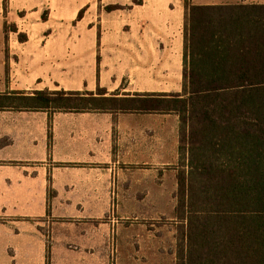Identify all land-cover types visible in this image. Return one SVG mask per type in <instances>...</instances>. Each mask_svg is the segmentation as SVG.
<instances>
[{
	"label": "trees",
	"instance_id": "1",
	"mask_svg": "<svg viewBox=\"0 0 264 264\" xmlns=\"http://www.w3.org/2000/svg\"><path fill=\"white\" fill-rule=\"evenodd\" d=\"M184 6L180 92L11 90L0 110L46 112L48 152L55 113H174L183 264H264V3Z\"/></svg>",
	"mask_w": 264,
	"mask_h": 264
},
{
	"label": "rangeland",
	"instance_id": "2",
	"mask_svg": "<svg viewBox=\"0 0 264 264\" xmlns=\"http://www.w3.org/2000/svg\"><path fill=\"white\" fill-rule=\"evenodd\" d=\"M82 1L53 0L52 16L48 21L42 19L43 15L47 19L48 12V9L43 7L40 18L17 17L19 27L16 32L12 30L14 21L7 24L6 19L0 18V26L7 29L8 33L6 37L5 34H0V60H5L7 64L9 59H21L24 64V60L31 54L26 46L41 49L43 44L48 43L53 48L51 51H44L49 58L43 65L49 64V61L53 64L55 59L61 66L72 65L74 79L72 83L50 81L45 87L40 85L43 89L75 90L76 86L84 82L87 88L84 90L95 91L99 85L107 89V95L119 86L126 87L131 93L138 90L153 93L181 91V75L175 71L171 73L168 81L160 80L159 75H152L159 73H153L151 68L162 57L159 52L150 48L156 42L167 41L171 44L168 49L171 57L164 58L165 63L179 65L183 48V22L175 26L174 33L170 35H136L125 11L128 10V5H123L130 0H98L96 7L95 3H92V9L88 10V13L83 12L82 17L77 19V12H73L75 6L80 5ZM117 1L122 4L118 6ZM191 2L263 3L264 0ZM112 6L115 8L111 9ZM170 6L176 7L177 1L171 0ZM136 42L144 45L140 46L144 51L133 57L131 53L133 55L134 52L130 50ZM67 59L69 60L66 61ZM130 61L138 66L131 86ZM28 62L29 60L25 64ZM62 68L65 70V67ZM7 74L4 69V75L0 79L1 93L11 91L9 87L15 91L39 90L23 89L22 83L18 81L11 84ZM42 81L43 78H39L37 82ZM107 118V122L113 124L112 139L104 146L101 162L89 166L84 163H65L63 166L68 168L55 170L58 176L74 169L94 168L110 172L111 178L107 183L106 193L71 195L69 197L73 199H68L67 204L68 207L73 205V211L66 213L74 217L99 218L105 221L107 230H111L110 234L107 233L109 236L117 235L119 250L107 258L106 264H183L186 251V221L181 218V210L177 211V174L185 168L181 165L178 151L177 115L129 112ZM58 182L57 180L59 187ZM75 200L77 201L74 202Z\"/></svg>",
	"mask_w": 264,
	"mask_h": 264
},
{
	"label": "crops",
	"instance_id": "3",
	"mask_svg": "<svg viewBox=\"0 0 264 264\" xmlns=\"http://www.w3.org/2000/svg\"><path fill=\"white\" fill-rule=\"evenodd\" d=\"M176 1L174 8L170 6L171 0H130L123 5H128L125 11L136 35L165 36L173 34L175 26L184 23V0ZM52 3L53 0H0V18L6 19L7 24L14 21L17 28V17L40 18L45 7L48 9V21L52 16ZM92 3L96 7L98 0H83L75 6L73 14H78L81 9L88 13ZM235 3L244 2L228 4ZM121 4L117 1L118 6ZM2 33L5 34V29L0 26ZM132 46L133 57L144 51L141 48L143 44L136 42ZM26 47L31 52L27 56V64V60L22 64L21 59H9L7 64L5 60H0V79L5 69L9 83L18 81L23 89L42 90L40 85L45 87L50 81L72 83V65L61 66L57 59L53 64L49 61V64L43 65L49 58L44 51H51V44H43L41 49ZM169 48L171 44L167 41L156 42L150 48L162 57L151 68L153 73H159L152 75H159L160 80L168 81L175 71L181 75L182 82L183 48L181 62L176 66L165 63V59L171 57ZM137 69L136 63L130 61L129 86L134 82ZM39 78L43 81L37 82ZM82 83L75 90L87 89ZM9 89L12 90V87ZM121 91L130 96L153 93L139 90L131 93L126 87ZM111 115L114 114H53L52 145L48 152L46 112L0 110V264H106L107 258L118 252L119 239L117 235L111 237L107 234L111 230H107L105 221L66 213L73 211V205L68 207L67 204L68 199H73L69 197L71 195H104L111 173L94 168L74 169L59 176L55 173L57 169L68 168L63 166L65 163L89 166L101 162L104 146L112 139L113 124L107 122V116Z\"/></svg>",
	"mask_w": 264,
	"mask_h": 264
}]
</instances>
